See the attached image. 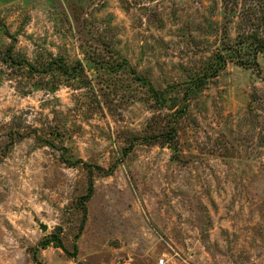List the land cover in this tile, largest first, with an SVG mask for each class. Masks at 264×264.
I'll use <instances>...</instances> for the list:
<instances>
[{"label": "rangeland", "instance_id": "1", "mask_svg": "<svg viewBox=\"0 0 264 264\" xmlns=\"http://www.w3.org/2000/svg\"><path fill=\"white\" fill-rule=\"evenodd\" d=\"M259 5L0 0V264H264Z\"/></svg>", "mask_w": 264, "mask_h": 264}, {"label": "trees", "instance_id": "2", "mask_svg": "<svg viewBox=\"0 0 264 264\" xmlns=\"http://www.w3.org/2000/svg\"><path fill=\"white\" fill-rule=\"evenodd\" d=\"M258 6V5H257ZM262 6L260 10H258L260 23L262 25L261 29L264 32V6ZM238 48H236L235 51V60L240 65L244 66H252L256 65V54L258 52L264 53V33L255 30L254 28L247 32L246 34L240 35L239 39L237 40ZM243 56H247L246 58H243ZM218 59L221 61V65L219 68L223 65V60L220 54H218ZM24 63V61L21 62V64ZM32 66V65H31ZM54 67V69L60 71L61 73L65 74H76L77 71L80 69V63L77 61L74 65L71 67H68L63 63V61L60 58L50 59L48 64L43 68L44 70ZM219 68L214 69V73H217L216 71L219 70ZM81 161V160H79ZM75 163V162H74ZM96 168L100 169L101 171H106V173H110L111 169L103 170L100 166H96ZM92 193V182L89 181L88 188L86 193L83 196H80L79 204L81 205L83 211H85V205L84 200L88 199ZM58 244L56 246H61V243L58 241Z\"/></svg>", "mask_w": 264, "mask_h": 264}, {"label": "water", "instance_id": "3", "mask_svg": "<svg viewBox=\"0 0 264 264\" xmlns=\"http://www.w3.org/2000/svg\"><path fill=\"white\" fill-rule=\"evenodd\" d=\"M40 227L42 230H45L47 228V226L45 224H41Z\"/></svg>", "mask_w": 264, "mask_h": 264}, {"label": "built area", "instance_id": "4", "mask_svg": "<svg viewBox=\"0 0 264 264\" xmlns=\"http://www.w3.org/2000/svg\"><path fill=\"white\" fill-rule=\"evenodd\" d=\"M164 259L163 258H160L159 259V264L163 263Z\"/></svg>", "mask_w": 264, "mask_h": 264}]
</instances>
